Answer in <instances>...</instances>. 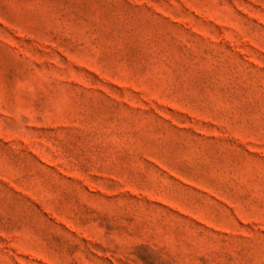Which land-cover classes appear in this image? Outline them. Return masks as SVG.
<instances>
[{
  "label": "rangeland",
  "instance_id": "rangeland-1",
  "mask_svg": "<svg viewBox=\"0 0 264 264\" xmlns=\"http://www.w3.org/2000/svg\"><path fill=\"white\" fill-rule=\"evenodd\" d=\"M0 264H264V0H0Z\"/></svg>",
  "mask_w": 264,
  "mask_h": 264
}]
</instances>
